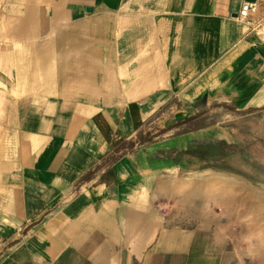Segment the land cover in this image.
Instances as JSON below:
<instances>
[{"label":"crops","instance_id":"0c3cea01","mask_svg":"<svg viewBox=\"0 0 264 264\" xmlns=\"http://www.w3.org/2000/svg\"><path fill=\"white\" fill-rule=\"evenodd\" d=\"M175 95L264 103V0H0V264H218L138 211L141 153L79 182Z\"/></svg>","mask_w":264,"mask_h":264},{"label":"rangeland","instance_id":"374dc122","mask_svg":"<svg viewBox=\"0 0 264 264\" xmlns=\"http://www.w3.org/2000/svg\"><path fill=\"white\" fill-rule=\"evenodd\" d=\"M139 133L152 140L138 142ZM127 139L137 142L114 158L143 156L138 182L151 200L138 208L144 219L154 211L164 228L192 235L218 264H264V103L242 108L175 95Z\"/></svg>","mask_w":264,"mask_h":264},{"label":"trees","instance_id":"16d2710c","mask_svg":"<svg viewBox=\"0 0 264 264\" xmlns=\"http://www.w3.org/2000/svg\"><path fill=\"white\" fill-rule=\"evenodd\" d=\"M141 137V138H140ZM139 138L138 139L140 141H151L152 138H143V134L139 133ZM137 142L136 140H128V139H122L120 141H118L117 143H115L112 147H111V150L109 151L110 153L107 154L106 157L103 158L101 164L97 165L94 169H91V171L87 172L80 180L79 182H85V181H90L95 175L97 172H99L102 168H105V167H110V165L112 163H115L117 162L119 159H115L114 156L117 155L118 153L121 152V150L123 148H127V147H133L134 146V143ZM124 144H128L127 146L123 147ZM110 161V162H109ZM109 162V163H108ZM114 172H113V169L112 168H109L108 171L106 172L105 175H112L113 176ZM101 179H104V176H102Z\"/></svg>","mask_w":264,"mask_h":264},{"label":"built area","instance_id":"2783aa9c","mask_svg":"<svg viewBox=\"0 0 264 264\" xmlns=\"http://www.w3.org/2000/svg\"><path fill=\"white\" fill-rule=\"evenodd\" d=\"M252 8H253L252 4L244 3L239 12V17H241L242 19H248Z\"/></svg>","mask_w":264,"mask_h":264}]
</instances>
